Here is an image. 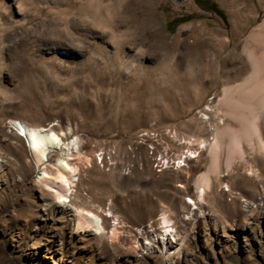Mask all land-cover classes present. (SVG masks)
Segmentation results:
<instances>
[{"label": "rangeland", "instance_id": "rangeland-1", "mask_svg": "<svg viewBox=\"0 0 264 264\" xmlns=\"http://www.w3.org/2000/svg\"><path fill=\"white\" fill-rule=\"evenodd\" d=\"M213 1L224 17L194 0H0V264H264L263 184L250 196V181L225 177V200H238L230 214L213 193L194 216L184 206L207 156L184 165L196 146L183 139L202 135L197 117L224 82L187 108L171 98L173 78L190 75L186 55L210 43L231 40L222 56L248 66L239 45L264 19V0ZM242 14L254 19L240 30ZM10 118L78 137L68 205L40 177L62 154L37 164ZM255 168L264 174V162ZM76 209L102 214L105 232L76 230ZM162 210L178 237L165 252Z\"/></svg>", "mask_w": 264, "mask_h": 264}, {"label": "bare ground", "instance_id": "bare-ground-1", "mask_svg": "<svg viewBox=\"0 0 264 264\" xmlns=\"http://www.w3.org/2000/svg\"><path fill=\"white\" fill-rule=\"evenodd\" d=\"M242 17L244 23L239 24L240 30L254 19L243 14ZM230 44L231 40L217 48L210 43L205 46L207 49L197 56L188 53L186 58L195 62L196 68H191L190 75L186 77L173 78L174 95L170 97L187 108L201 100L207 89L214 87L220 80L224 82L220 92L209 104L210 115L207 119L197 117V121L202 124L200 131L203 136L200 134L197 138L183 139L186 144L196 146V150L189 151L190 155L184 159V165L188 158H197L202 153L207 156L204 169L194 175V197L188 196L184 201V206L193 205V216L196 213L193 210H197L199 206L203 207L206 195L211 193L216 200L215 208L226 209L227 214L231 213V208L228 210V207L237 205L238 200L237 197L233 202H230L232 199L228 202L225 200V191L233 188L225 181V177H235L242 182L250 181L249 188L242 185L241 189V192L249 193L250 196L255 195L259 183L264 187V174L255 168L256 163L264 162V19L248 34L247 40L239 45L240 51L246 56L248 66L233 52L222 56L224 47ZM233 46L237 48L238 44L234 43ZM211 50L213 53L210 56ZM25 86L28 87V84ZM162 91L168 96L166 88ZM9 124L24 138L37 164L47 161L48 156L55 151L62 154L54 162V174L44 170L40 177L50 183V190L62 189L64 193L57 195L58 201L68 205L77 170L69 159L74 153L80 154L78 137L68 135L67 131L58 130L54 125H34L18 118H10ZM205 135H210L211 138H206ZM240 169L251 170L254 176L241 172ZM186 175L187 178L190 177L188 173ZM176 186L180 189L184 184L179 181ZM75 217L76 230L93 231L100 236L105 232V218L102 214L91 209H76ZM190 217L187 216L186 219ZM159 226L156 238L165 252L170 249L169 242H177L178 239L172 219L165 210L160 213ZM149 244L150 241L146 242V246Z\"/></svg>", "mask_w": 264, "mask_h": 264}, {"label": "trees", "instance_id": "trees-1", "mask_svg": "<svg viewBox=\"0 0 264 264\" xmlns=\"http://www.w3.org/2000/svg\"><path fill=\"white\" fill-rule=\"evenodd\" d=\"M201 8L205 9V10H209L212 12L217 13L219 16L224 17V11L223 9H221L218 4L213 1V0H194ZM192 18V15H187L184 17H180L174 20H171L168 22V28L169 29H173L174 25L176 22H183L186 21L188 19Z\"/></svg>", "mask_w": 264, "mask_h": 264}]
</instances>
